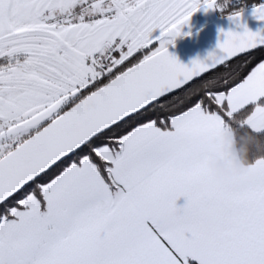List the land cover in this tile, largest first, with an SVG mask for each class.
<instances>
[{
	"label": "snow or ice",
	"instance_id": "6c2138e0",
	"mask_svg": "<svg viewBox=\"0 0 264 264\" xmlns=\"http://www.w3.org/2000/svg\"><path fill=\"white\" fill-rule=\"evenodd\" d=\"M230 4L0 0V264H264V31ZM200 7L240 30L184 64Z\"/></svg>",
	"mask_w": 264,
	"mask_h": 264
},
{
	"label": "water",
	"instance_id": "95a60500",
	"mask_svg": "<svg viewBox=\"0 0 264 264\" xmlns=\"http://www.w3.org/2000/svg\"><path fill=\"white\" fill-rule=\"evenodd\" d=\"M194 15L204 21V25L185 35H176L173 42L167 45L169 53L184 64H190L196 58L202 59L209 51L216 48L218 40L223 39L221 30H240L227 16L218 17L215 8L205 10L200 7ZM240 22L251 31L257 29L264 31V21L257 20L251 14V8L242 11Z\"/></svg>",
	"mask_w": 264,
	"mask_h": 264
},
{
	"label": "trees",
	"instance_id": "16d2710c",
	"mask_svg": "<svg viewBox=\"0 0 264 264\" xmlns=\"http://www.w3.org/2000/svg\"><path fill=\"white\" fill-rule=\"evenodd\" d=\"M252 2H254V0H243L242 3L241 0H231L230 8H243V10H245L251 8ZM216 14L218 17L227 16L225 10L222 9H216ZM239 136L240 134H238L236 149L239 152V160H244L246 156L245 146L240 142Z\"/></svg>",
	"mask_w": 264,
	"mask_h": 264
},
{
	"label": "crops",
	"instance_id": "0c3cea01",
	"mask_svg": "<svg viewBox=\"0 0 264 264\" xmlns=\"http://www.w3.org/2000/svg\"><path fill=\"white\" fill-rule=\"evenodd\" d=\"M190 32V31H189ZM189 32H187V33H189ZM187 33H185V34H187ZM184 34V35H185ZM236 161H239V159H237V160H235L234 162H233V164L231 165V167H233V165H234V163L236 162ZM205 163H206V166L211 170V171H213L214 173H217L216 171H215V169H217L218 167H223V168H226V169H229V167H230V165L228 164V162L227 161H225L223 158H220V157H217V156H210L206 161H205Z\"/></svg>",
	"mask_w": 264,
	"mask_h": 264
},
{
	"label": "rangeland",
	"instance_id": "374dc122",
	"mask_svg": "<svg viewBox=\"0 0 264 264\" xmlns=\"http://www.w3.org/2000/svg\"><path fill=\"white\" fill-rule=\"evenodd\" d=\"M204 21L198 19L194 13H192V15L189 17L188 21L186 24H183L180 26V34L179 35H184L187 32H191L199 27H201L202 25H204Z\"/></svg>",
	"mask_w": 264,
	"mask_h": 264
},
{
	"label": "clouds",
	"instance_id": "9594fccd",
	"mask_svg": "<svg viewBox=\"0 0 264 264\" xmlns=\"http://www.w3.org/2000/svg\"><path fill=\"white\" fill-rule=\"evenodd\" d=\"M245 163H246L245 160L236 161L233 165V168H235L237 170L241 169ZM215 171L217 172V174H226L229 171V169L223 168L221 166V167H218L217 169H215Z\"/></svg>",
	"mask_w": 264,
	"mask_h": 264
}]
</instances>
